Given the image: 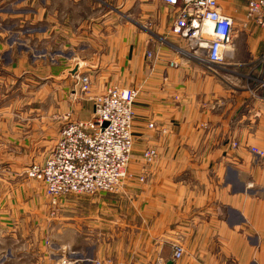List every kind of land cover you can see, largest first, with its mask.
<instances>
[{"label": "crops", "instance_id": "crops-1", "mask_svg": "<svg viewBox=\"0 0 264 264\" xmlns=\"http://www.w3.org/2000/svg\"><path fill=\"white\" fill-rule=\"evenodd\" d=\"M67 2L89 11L70 16ZM219 4L234 19V36L230 56L212 70L179 54L171 33L174 14L161 0H59L55 15L47 0L35 20L4 15L45 23L37 36L44 46L54 45L58 58L51 65L54 58L42 61L44 79L47 86L58 80L54 95L61 97L63 112L73 110V118L86 120L93 113L80 116L72 90H63L75 73L91 76L95 94L112 84L139 88L133 160L138 173L149 177H130L118 193L94 198L104 215H93L99 231L84 245L93 253L74 249L79 258L112 264H151L158 257L168 264H264V155L253 150L264 151V26L248 17L247 0ZM130 9L140 11L141 23L129 21ZM3 36L0 31V90L7 97L17 72L33 69V63L29 50L22 52L24 59L3 60L14 53ZM170 61L181 65L173 68ZM147 148L159 155L151 165L143 157ZM174 244L185 250L177 261L171 260Z\"/></svg>", "mask_w": 264, "mask_h": 264}, {"label": "rangeland", "instance_id": "rangeland-1", "mask_svg": "<svg viewBox=\"0 0 264 264\" xmlns=\"http://www.w3.org/2000/svg\"><path fill=\"white\" fill-rule=\"evenodd\" d=\"M46 2L47 0H31L26 5H21L18 0L0 1V31L2 35L4 34V40L9 41L14 50V53L4 55L3 60L11 62L12 58L24 59L20 56L23 55V51L29 50L27 53L33 63V69H26L28 72H17L18 79H16L15 85L11 84L9 96L4 97L3 94L6 90H0V108L2 107L0 112V114L2 113L0 117V264H61L60 259L63 255L72 256L71 253L74 249L81 250L84 256L91 255L89 253H93V251L90 252V246L84 245L89 240H95L93 235L99 231L93 225L95 214L104 215L100 211L97 212L98 200L95 202L94 198H97L99 194L118 193L124 189L125 182L130 177H149L147 172L138 173L136 160H133L135 115L131 127L132 150L129 163L116 192H98L93 195L71 194L54 198L47 193L42 180L30 176L31 166L34 164L43 165L51 155L64 125L69 121L84 120L73 118V110L63 112L61 97L54 95L58 93L57 86L60 85L58 80L53 79L47 86L44 79L46 69L41 67L42 61L54 58L55 61L52 60L49 63L51 65L56 63L55 58H58L54 45L44 46L42 43L45 40L37 36L45 27V23L25 22L18 16L17 18L4 16L6 14H27L33 16L35 20L42 15ZM58 2L59 0H52L55 8L53 9L54 14L51 15H55ZM68 6L67 14L70 16L80 15L83 17L86 14L85 11H89L85 5L68 3L66 7ZM135 12H131L130 9L126 16L130 22L141 23L140 11L138 15ZM124 18L126 17L124 16ZM146 29H149V25ZM30 34L33 37H30ZM173 35L178 47L186 45L180 36ZM169 39V37L166 38V40ZM148 53L147 56L150 58ZM81 62L82 60H79V64H83ZM77 69L75 70L77 71ZM76 74L68 81L63 90L67 92L72 90L71 97L80 104L79 111L82 117L84 113H90L91 109L94 112L96 105L94 98L97 95L109 87L119 86L112 84L102 92L95 94L96 89L94 90L95 86L91 82L90 90L82 92L80 79ZM134 88L137 89L139 95V88ZM76 92L77 99L74 96ZM46 94H48L47 98ZM135 104L136 100L134 112ZM64 105L69 104L64 103ZM8 109L12 110L13 114H7ZM41 115L46 116L44 121L41 119ZM149 127H154V124L150 123ZM8 139L17 141V145L5 143L4 141H8ZM233 145L236 146L237 143L233 142ZM152 150L155 152L147 155V152ZM254 151L258 155H264V151L258 149ZM158 156V151L155 148H147L143 152V157L148 165L153 164ZM97 228L99 227L97 226ZM11 229H14L13 232ZM79 242L82 246H79ZM71 259L74 260L76 257L72 256Z\"/></svg>", "mask_w": 264, "mask_h": 264}, {"label": "built area", "instance_id": "built-area-1", "mask_svg": "<svg viewBox=\"0 0 264 264\" xmlns=\"http://www.w3.org/2000/svg\"><path fill=\"white\" fill-rule=\"evenodd\" d=\"M172 9L174 21L171 32L186 45L178 47L179 54L209 69L223 64L230 56L233 43L234 19L222 12L219 0H161ZM247 15L264 26V0H247ZM187 46V47H186ZM152 57V53H148ZM179 67L177 61L169 64ZM81 64L78 63V67ZM82 92L90 90L88 74H76ZM138 91L134 87H109L94 98L92 118L73 120L64 125L61 136L43 165L34 164L30 176L45 183L47 193L59 198L71 194L116 192L124 178L132 150V121ZM78 98V97H77ZM256 150V149H254ZM155 151L147 152V155ZM143 181L144 178L141 177ZM171 260L184 255V247L174 244ZM63 255L61 264H112L108 259L79 258L73 251ZM158 257L153 264H168Z\"/></svg>", "mask_w": 264, "mask_h": 264}, {"label": "water", "instance_id": "water-1", "mask_svg": "<svg viewBox=\"0 0 264 264\" xmlns=\"http://www.w3.org/2000/svg\"><path fill=\"white\" fill-rule=\"evenodd\" d=\"M169 264H171V262H169Z\"/></svg>", "mask_w": 264, "mask_h": 264}]
</instances>
